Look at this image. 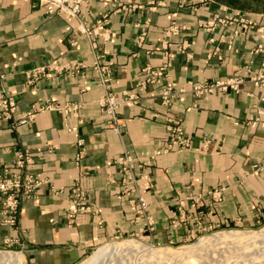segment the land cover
Wrapping results in <instances>:
<instances>
[{
  "label": "crops",
  "instance_id": "crops-1",
  "mask_svg": "<svg viewBox=\"0 0 264 264\" xmlns=\"http://www.w3.org/2000/svg\"><path fill=\"white\" fill-rule=\"evenodd\" d=\"M133 1L142 6L118 9V0H88L82 6V22L95 31L98 46L93 48L90 37L77 29L78 21L62 11L46 13L34 0H0V88L17 96L13 116L0 118V161L10 162L18 150L29 147L35 156L29 169L47 179L34 196L22 200L14 227L0 223V245L16 237L17 242L6 244L20 248L26 264H76L98 243L137 231L147 217L153 229L146 236L153 241L185 240L197 230L198 219L187 196L221 184L227 185L221 201L204 196L203 229L226 220L251 225L264 218V168L252 166H264V85L246 79L237 91L215 88L197 94L192 89L199 81L236 72L247 77L258 69L261 53L251 52L260 39L254 29L234 34L236 24L205 30L198 22L214 11L236 7L264 24V0H188L195 3V11L178 0H153L155 8H150L151 0ZM103 13L106 21L97 24ZM171 20L179 29L166 35ZM165 50L171 64L162 81L172 80L183 91L168 105L161 103L159 87L147 86L137 103L119 106L124 125L121 133L115 132L100 105L104 87L96 81L94 61L109 62L110 87L120 94L143 77V65L166 61ZM52 59L84 66L78 73L54 74L28 85L24 71ZM45 99L73 101L79 108L66 120L52 109L11 126L31 103ZM174 121L180 122L191 145L156 154L165 143L166 124ZM68 123L76 130L67 129ZM77 136L84 138L80 165L73 160ZM125 149L141 163L135 165L141 186L130 194L139 193L147 201L138 218L137 201L133 205L120 192L122 172L115 158ZM81 165L87 174L79 175ZM77 177L98 210L78 213L69 221V186Z\"/></svg>",
  "mask_w": 264,
  "mask_h": 264
},
{
  "label": "built area",
  "instance_id": "built-area-1",
  "mask_svg": "<svg viewBox=\"0 0 264 264\" xmlns=\"http://www.w3.org/2000/svg\"><path fill=\"white\" fill-rule=\"evenodd\" d=\"M47 13H53L57 11H62L66 15L75 17L78 20L77 28L81 31L86 32L88 35H93L95 33L94 28L87 27L84 22H82V6L86 4L88 0H36ZM109 1V0H108ZM154 1L151 0V4ZM188 4L187 0H179V5ZM193 9L194 5L190 4ZM118 6L122 9H131L133 7L142 6V4L132 2V0H118ZM150 8H155V5H151ZM106 13H103L99 18H97V24L104 23L106 21ZM236 24L234 29V34L241 32L245 33L248 29H254L258 36L259 41L252 46L251 51L254 53H261V62L257 70L250 73L247 77L240 74L239 72L234 73L226 78H213L210 80L199 81L193 83L192 89L197 94H205L212 91L215 88L226 89L231 88L233 90H239L242 83L246 79L253 81L255 85H264V24L258 22L257 20L250 19L248 16L243 14L240 10L235 12L226 11L213 12V15L206 20L198 22V25L205 30H212L219 24ZM179 29V24L174 20L166 27V35L170 33H175ZM92 30V31H91ZM144 31L142 30L138 37L142 39ZM75 42V40L73 41ZM182 43L180 49H185V47L191 43ZM92 47L96 48V43L94 38L92 39ZM217 48V46H216ZM165 55L167 58L170 56V52L165 50ZM171 62L169 59L160 63L158 65H151L146 63L141 67L143 72V77L137 80L134 87L129 90H123L120 95H117L114 91L110 89L109 82L111 79V70L109 62H101L99 59L94 61V67L98 71V77L96 81L104 87V93L100 99V104L107 114V122L111 125L112 129L121 133L123 130L124 123L119 120L118 107L123 102L137 103L140 100V91L144 90L150 84L159 85V96L161 98V103L168 104L173 98L180 92L183 88H177L175 82L171 80L162 81L163 77L167 75V70ZM84 66L82 62H68L62 63L54 59L36 64L31 68L25 70L26 83L28 85H34L39 79L43 77H52L54 74L61 73H78ZM247 71L249 69L247 68ZM78 104L71 101L58 102L55 100H43L32 103L31 107L23 111L16 121H13V126L17 123H25L35 116L37 112L45 111L49 109H59L63 111L65 120L66 115L74 111ZM16 110V95L8 92L4 87L0 88V117H10ZM65 123H67L65 121ZM166 128L168 130V136L166 137L165 144L163 148L156 149L155 153L158 154L161 151H166L172 148H186L191 145V139L187 135L180 124L179 121L174 123H167ZM68 129H76V125H68ZM84 139L82 136H77L75 144L77 146V151L74 154V162L76 165H80V160L83 155L82 145ZM34 157L29 149H24L17 151L16 156L10 163L0 162V222L7 225H14L18 219V211L21 207V202L24 197L33 196L39 185H41L45 179L39 176L38 173H33L27 170V166L33 163ZM116 162L118 167L122 172L120 179V190L124 193H129L131 190L136 188L135 186V171H134V157L129 150L125 149L122 154H120ZM255 167L258 166L257 163L254 164ZM87 172L86 167L83 165L80 174ZM223 187L215 189L212 191L214 200H220L221 192ZM140 207L144 210L146 207V201L143 197L139 196ZM68 209L67 218L72 221L76 216V213L81 211H96V208L87 199L86 192L80 185L77 179L74 183L70 185L68 192ZM21 251V250H14Z\"/></svg>",
  "mask_w": 264,
  "mask_h": 264
},
{
  "label": "rangeland",
  "instance_id": "rangeland-1",
  "mask_svg": "<svg viewBox=\"0 0 264 264\" xmlns=\"http://www.w3.org/2000/svg\"><path fill=\"white\" fill-rule=\"evenodd\" d=\"M34 1H36V0H34ZM200 1H208V0H200ZM133 2H135V1H133ZM187 2H188L187 5H189V6H190V4H193L194 5V9H195V3L194 2H190L188 0H187ZM157 3L158 4H162L161 2H159V0H157ZM155 4H156V2L155 3L153 2L151 5H155ZM225 5L229 6L227 4H225ZM133 8H135V7H133ZM133 8H131V9H133ZM232 8H233L232 10H229L228 8H225V9H227L226 11H230V12H233V11L235 12L236 10H240L243 14L248 16L245 11H243V10H241L239 8H236V7H232ZM118 9H121V7L119 6ZM194 9H193V11H195ZM123 10H130V9H123ZM223 10H224V8H223ZM214 12H216V11H214ZM212 15H213V13H212ZM73 18H75V17H73ZM77 25H76V27H77ZM78 30H79V32H83L86 35H88L86 32L81 31L80 29H78ZM88 36L90 37L91 46L93 45L92 44V39L94 38V41H95L96 47H97L98 45H97L96 38L94 37V34L91 35V36L90 35H88ZM73 44L76 45V41L73 42ZM167 59H169V58H167ZM24 74H25V71H24ZM215 78H217V77H215ZM220 78H222V77H220ZM224 78H226V77H224ZM25 79H26V75H25ZM150 85H154V87H159L158 84H150ZM109 86H110V82H109ZM257 86H262V85H257ZM131 88H133V87H131ZM110 89H111V87H110ZM226 89H229V88H226ZM226 89H222L221 88V90H226ZM126 90H129V89H126ZM120 94H117V95H120ZM175 97L173 98V100L170 103H168V105L171 104L174 101ZM45 100H55V101H58V102L61 103V101L58 100V99H45ZM40 101H43V100H40ZM34 102H38V101H34ZM71 102H73V101H71ZM73 103H75V102H73ZM127 103H129V102H127ZM130 104H132V103H130ZM31 105H32V103H31ZM31 105H30V107H31ZM16 108H17V96H16ZM78 108H79V104H78L76 109H78ZM49 110H52V109H49ZM56 110H59V109H56ZM59 111H61L63 113L62 110H59ZM74 111H71V112H74ZM11 116H13V115H11ZM18 117H15L14 121H16V119ZM0 118H5V117H0ZM6 118H8V117H6ZM106 121H107V119H106ZM174 122H169V123H174ZM18 124H22V123H17L16 125H18ZM16 125H14V126H16ZM68 125H70V124L69 123L67 124V129H68ZM11 126H13V125H11ZM69 130H73V129H69ZM166 131H167V134H166V137H167L168 136L167 128H166ZM165 141H166V139H165ZM164 144L161 147H159L158 149L163 148ZM45 145L49 149H51V147H53V144L46 143ZM24 149H29L32 152L34 160H35V156H34L33 151L29 147H25ZM24 149H22V150H24ZM172 149H179V148H172ZM36 150L39 151L40 147H37ZM127 150L130 151V149H127ZM169 150H171V149H169ZM18 151H21V150H18ZM123 151L120 154H122ZM166 151H168V150H166ZM161 152H164V151H161ZM161 152H159V153H161ZM130 153H131V151H130ZM15 156H16V154H15ZM83 156H84V153L82 155V158H83ZM116 159H117V157L115 158V162H116ZM12 160L10 162H12ZM73 160H74V157H73ZM134 160H135V162H134V171H135V165L136 164H141V163H139V161L135 157H134ZM10 162H6V163H10ZM1 163H4V162H1ZM33 163H34V161H33ZM255 163L258 164L257 167L254 166ZM255 163L252 164L253 170H260V169L264 168V166L262 164H260L259 162H255ZM30 165L27 166V170H29V171H31L29 169ZM117 165H118V163H117ZM82 167H83V165H81V170H82ZM86 169H87L86 173L79 174V175L87 174L88 173V168L86 167ZM81 170H80V172H81ZM31 172L37 173V172H34V171H31ZM39 176L42 177L43 179H45L40 174H39ZM138 176L139 175H137L135 173V178H136L135 179L136 188L134 189L135 191H137L139 189V187L141 186V184L138 183V179H139ZM140 176H141V174H140ZM77 179L79 180V183L82 186L80 177L75 178L72 183H74ZM45 182H47V179H45V181L42 184H44ZM39 186H38V188H39ZM221 187H223V189H225L227 187V185H222V184L221 185H216L214 187H210L205 192L192 193V194L187 196V198L191 201V203L195 207L197 215H198V219H196V222H195L197 230H195L187 239H185V240H177V241L169 242V243H158V242L153 241V239H151L150 237L146 236V233L153 229V221L150 220L149 217H147L146 218V223L143 224V225H140L137 231H134L132 233L117 234L116 236H113V237H111L109 239H106V240L98 243L97 245H95L81 259L82 261L81 260H80L81 262L79 261L80 264H83V263H85L86 261H88L90 259V257L94 253V251L97 250V248L99 247L98 245H100V244L103 245V243L106 244V243H109V242H116L120 246H123L126 243L127 244L131 243L132 244V248L118 251V253L114 256L115 262L113 260H110V259L107 260L106 259L105 262H103V264H264V218L261 219L259 222H256V223L251 224V225L240 224L239 222L238 223H231L230 221L226 220V221H224V224H222V225H215V226L214 225H210V227H208L206 229H203V227H202L203 225L201 224L202 223V216H204V214L206 213V211L204 209V205H205L204 196L205 195H209L210 199L212 200L213 203H217V202L221 201L222 198L220 200L216 201L212 197L213 196L212 191H214L215 189L221 188ZM69 188H70V186H69ZM83 189L85 190L84 187H83ZM132 191L133 190H131L129 193H124V192H122L120 190V192L122 194H125V195L129 196L128 197L129 201L133 205H136L135 204V200L137 201V206L135 207V211H136V216L135 217L138 218L139 216L144 215L145 209L147 207V201L139 193H137L136 197L130 196ZM223 191L221 192V197H223ZM36 192H37V190H36ZM85 192H86V190H85ZM86 196H87L88 201L90 202V199L88 198L87 192H86ZM139 196L143 197V199L146 201V207L144 208V210L141 209V207H140L141 205H140ZM30 197H32V196H30ZM30 197H24V199L30 198ZM179 204L183 205L184 202L182 200H180ZM93 206L96 208V211H97L98 207H96L95 205H93ZM67 209H68V206H67ZM20 210H21V207H20L17 215L19 214ZM96 211H91V212H96ZM81 212H90V211H81ZM81 212H78V213H81ZM66 213H67V210H66ZM78 213H76V215ZM66 217H67V215H66ZM17 221H18V219H17ZM98 222L101 223L100 221H98ZM1 224H3V223H1ZM5 225H7V224H5ZM15 225L16 224L8 225V226L14 227ZM224 232H230V233L252 232L253 235L251 237H250V235H247V236H243V237H240V238H237V239H228V240L213 238L218 233H224ZM209 237H210V239H209ZM15 242H17V238L16 237H7L4 240L3 246L0 245V254L12 255L14 257H17V256L18 257L19 256L22 257L23 256L22 252L14 251V250H20V248L12 247V246H9L8 244H6V243H15ZM149 245H152V246H149ZM141 248H147L149 251H152V252H149V254H148L147 250L145 251V250H143ZM162 251H166V252L162 253ZM112 261L114 263H112ZM78 263H76V264H78ZM0 264H26V261H25L24 258H22V260H20V261H16V260H9V261L8 260H1Z\"/></svg>",
  "mask_w": 264,
  "mask_h": 264
},
{
  "label": "bare ground",
  "instance_id": "bare-ground-1",
  "mask_svg": "<svg viewBox=\"0 0 264 264\" xmlns=\"http://www.w3.org/2000/svg\"><path fill=\"white\" fill-rule=\"evenodd\" d=\"M247 235H250V237H251L253 235V233L252 232H236V233L224 232V233H218L213 238L228 240V239H237V238L247 236ZM209 239H210V237H209ZM149 246H152V245H149ZM130 248H132L131 243H128V244L126 243L123 246H120L116 242H109V243L105 244L104 246L95 250L94 253L92 254V256L90 257V259L83 264H103V262H105L106 259L107 260L110 259V260H113L115 262L114 256L118 253V251L130 249ZM141 249H143L145 251L147 250L148 254H149V252H152V251H149L147 248H141ZM165 252L166 251H162V253H165ZM22 258H23V256L22 257H20V256L14 257L12 255L0 254V261L1 260L20 261V260H22ZM113 261H112V263H114Z\"/></svg>",
  "mask_w": 264,
  "mask_h": 264
},
{
  "label": "flooded vegetation",
  "instance_id": "flooded-vegetation-1",
  "mask_svg": "<svg viewBox=\"0 0 264 264\" xmlns=\"http://www.w3.org/2000/svg\"><path fill=\"white\" fill-rule=\"evenodd\" d=\"M230 1H237V0H230ZM246 2H247V3H250V1H248V0H247Z\"/></svg>",
  "mask_w": 264,
  "mask_h": 264
}]
</instances>
